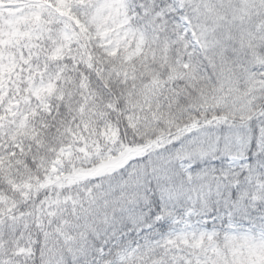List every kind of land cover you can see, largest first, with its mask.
Segmentation results:
<instances>
[{"label": "snow or ice", "instance_id": "obj_1", "mask_svg": "<svg viewBox=\"0 0 264 264\" xmlns=\"http://www.w3.org/2000/svg\"><path fill=\"white\" fill-rule=\"evenodd\" d=\"M15 3L0 264H264L254 0Z\"/></svg>", "mask_w": 264, "mask_h": 264}, {"label": "trees", "instance_id": "obj_2", "mask_svg": "<svg viewBox=\"0 0 264 264\" xmlns=\"http://www.w3.org/2000/svg\"><path fill=\"white\" fill-rule=\"evenodd\" d=\"M264 0H254V3H255V6L251 8L250 10V20L251 21L252 19H254V16L256 15L255 14V10H257L256 8L259 7L262 9V5L260 6L259 4H261ZM10 4L8 3L7 0H4V3L2 5H0V23H6L7 21V12H6V8H9ZM258 8V9H259ZM249 21H248V24H249ZM253 24V23H252ZM250 26V24H249ZM256 24H253V26H250V27H253V28H257L255 27ZM259 27V26H258ZM19 261H20V264H26V261H25V257L24 256H21L18 258ZM38 259H39V254L37 255V262H38ZM27 264H31V261H28Z\"/></svg>", "mask_w": 264, "mask_h": 264}, {"label": "rangeland", "instance_id": "obj_3", "mask_svg": "<svg viewBox=\"0 0 264 264\" xmlns=\"http://www.w3.org/2000/svg\"><path fill=\"white\" fill-rule=\"evenodd\" d=\"M259 5L260 6L262 5V9L259 8V7L256 8L257 10H255V14L256 15L254 16V19H252L251 21H249L250 26H253V24H256L255 27L264 25V1L261 4H259ZM13 15L15 17H19L18 11L17 10H14L13 11Z\"/></svg>", "mask_w": 264, "mask_h": 264}, {"label": "clouds", "instance_id": "obj_4", "mask_svg": "<svg viewBox=\"0 0 264 264\" xmlns=\"http://www.w3.org/2000/svg\"><path fill=\"white\" fill-rule=\"evenodd\" d=\"M37 264H39V259H38V262H37Z\"/></svg>", "mask_w": 264, "mask_h": 264}]
</instances>
